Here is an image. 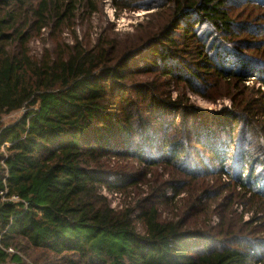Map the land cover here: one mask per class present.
I'll list each match as a JSON object with an SVG mask.
<instances>
[{
    "label": "trees",
    "instance_id": "16d2710c",
    "mask_svg": "<svg viewBox=\"0 0 264 264\" xmlns=\"http://www.w3.org/2000/svg\"><path fill=\"white\" fill-rule=\"evenodd\" d=\"M112 1L117 16L144 5L163 13L133 35L107 29L95 42L70 44L65 29L92 17L101 0H0V264H264V236L241 237L254 222L264 233V169L255 177L252 143L235 139V125L228 142H213L196 110L156 97L154 81L129 85L138 75L162 74L168 86L204 97L222 89L234 100H260L261 89L248 83L253 77L264 86V27L250 15L239 22L236 11L241 1L264 7V0ZM45 30L55 35L54 48L34 57L30 44ZM242 100L235 116L264 136L255 103ZM162 109L182 112L183 131ZM113 160L129 166L111 167ZM137 164L177 176L153 185L152 171H136ZM113 175L121 179L110 182ZM207 176L226 177L241 192L226 194L222 185L215 194ZM139 186L149 191L134 207L115 209L103 193L129 197ZM215 209L222 212L218 238L198 225L200 214L210 222Z\"/></svg>",
    "mask_w": 264,
    "mask_h": 264
},
{
    "label": "rangeland",
    "instance_id": "374dc122",
    "mask_svg": "<svg viewBox=\"0 0 264 264\" xmlns=\"http://www.w3.org/2000/svg\"><path fill=\"white\" fill-rule=\"evenodd\" d=\"M101 1L103 5L101 7L99 6L98 10L93 13L92 17H90L89 19H85L86 17L84 15H81L79 17L76 27H70L65 29L62 38L65 40L66 43L73 44L75 43L76 38L83 42L88 41V39H91L93 42H95L97 38L100 36V34L107 29H109L108 31L120 33L122 35H129V34L133 35L136 31V28L139 25L141 24L146 25V22L151 20L150 16L159 11V8L150 10L149 5H144L143 9L137 12H124L121 13L120 16H117V13L119 11H116L112 0H101ZM243 2L245 1H241L240 2L241 6H239L240 8H238L237 11L235 10L236 13H241L240 17L237 16L238 21L244 23V21H246L245 17L250 15L257 20V22H254L255 24L264 27V7L258 6L253 2H251V4H243ZM158 13H163L162 9ZM155 18L156 17H153V21L156 20ZM159 18H161L159 22H162L163 17L159 16ZM262 30L264 29H261V31ZM112 32H110L111 35H113ZM257 32L260 33V30L258 29ZM260 36H264V34ZM54 37L55 35L50 30L43 31L42 34L38 36L36 39H34L30 44L31 54L34 57H41L46 53V51L53 50ZM262 40L264 41V37L262 38ZM231 59L229 60L226 59V61L235 65L236 62L233 59L232 60ZM143 65L144 64L142 61L139 62L136 69H142ZM153 81L155 82L158 88V91L155 92L156 97H159L161 100H163V96L169 97V95H171L173 99H180L181 103H185L186 106L192 107L193 109L196 110L192 113V115H195V113H198L199 115L198 119L196 120V123L200 125L203 129L204 126L208 127V129L214 133L213 142H215L218 139L224 142L225 141L228 142L229 141L228 131H230V127L232 129L233 125H235L237 129L235 132V139H238V136H240L239 137L240 140L241 137L245 136L253 145L251 147V152L256 159V167H257V172L255 174V177L258 175V171L264 169V136H260L256 134L255 130L254 131L251 130V126L247 125V123L244 120H240V119L238 120L237 116H235V113L237 112L235 106H237L239 109H242L243 108L242 104L244 103L242 97H244L247 99V101L249 100L250 105H253L255 103V109L257 110L255 113L259 112V115H261L259 116L260 119L259 122L260 124H262L264 121V112L261 107V105H264L263 95L262 96L260 94L255 95L256 99H259V97H261L260 100H255V101H253V99L251 98L252 96L248 98L247 95L238 97L237 99L234 100L231 97L227 96V94L229 93L228 90L222 91V89H219L218 91L209 93L208 96L204 97L198 94H194L193 92H191L190 88L186 87L184 84L180 85V88H176L175 86H168L166 84L168 79L164 78L162 74H157V76L138 75V77H136L133 82H130L129 85H132L133 83L136 82H153ZM248 84L256 87V91L261 89L262 93L264 94V86H262L263 84L261 83L260 80L251 77L250 82ZM133 87L134 86H132V88ZM126 95H132L134 98L137 96L134 92L130 90L126 92ZM165 110L166 109L161 110L162 118H163V113L166 119H171L174 115H176V118L174 120L176 123L175 129L178 130L179 132L183 131L182 130L183 128L180 125L183 119L182 112L176 113L168 109L169 113H167L165 112ZM23 113H24L23 111H20L6 116L5 117L6 123L10 124L19 120L22 117ZM219 125H224V127L220 128L221 130H219L218 129ZM218 142L219 141H216V143ZM191 147L192 149L200 150L204 156L208 155L206 148H202L201 145L199 146V144L197 143L191 144ZM195 152L196 151L194 150L191 151V153L196 155ZM196 157L197 159H199L197 155ZM209 162L210 164L212 163L211 165H213V167L215 166L212 160L211 161L209 160ZM117 164L122 165L124 167L129 166L127 161L118 162V160H113L110 166L114 167ZM203 168H204L203 173L207 172L205 170V167ZM147 169H148L147 166L137 164L134 170L136 171L140 170L141 172H145L147 171ZM148 170L152 171L150 174V179L151 181L153 180V185H157L160 181L163 182L166 180H170L174 176H177L176 175L177 172L171 170V168L170 169L164 168L163 166ZM167 171H170L171 174ZM233 174L234 172L232 170L230 175ZM248 174L249 173L246 172L245 176H247ZM220 178L221 177L219 176H213V177L207 176L205 179L206 181L211 183L210 186L213 187V192L215 194L217 193L216 190L219 187L221 188L222 185L228 186V191L226 194H230L231 191H232L231 194L234 193L239 194V192H241V190L235 186L234 182L229 183L230 180L226 177H224L223 180L222 178L221 179ZM119 179H121V177L118 178V176L113 175L111 176L109 181L114 182V181H118ZM148 191L149 190L147 187L139 186L138 188L132 189L130 191L131 196L129 197H127L128 193H123V192L120 193L119 191L114 193L104 190L103 193H105V195L109 198L112 206L115 209H121V208L123 209L130 206L133 207L137 206L138 203L142 201L144 197L147 196ZM144 192H146L145 195L143 194ZM169 192H170L168 194L169 198H173V190H170ZM244 195L245 194L242 193L241 197H243ZM241 197L238 198L240 199ZM239 199H238L239 203L235 204L234 209H237V211L241 213L246 208H244V205L242 204V202L245 201L243 200L240 201ZM203 202L205 203L206 200H204ZM257 204L258 202H255L253 206L257 207L258 206ZM170 207L171 208L173 207L172 210L174 211L175 214L179 212L175 208L176 205L170 204ZM177 207H181V204L178 203ZM163 212L165 213L166 211H162V214ZM213 213L214 216L213 218L210 219V222L207 221V218L204 216V214H200L198 216V225L200 227H203V225L206 224L207 227H210V229L212 228V230L209 233L212 234L213 237L215 236L216 238H218L217 236V231H218L217 227L219 224L218 215H220L222 212L220 211V209L219 210L215 209ZM224 214L226 215L228 220L232 219L231 210L227 211ZM165 215L170 217L172 216L170 213L167 212L165 213ZM252 217L253 214L248 213L244 216L245 219L244 221L249 224L252 222ZM254 235L255 237L258 238L264 236V233L262 232L259 222H254L252 225L248 226L245 232L241 235V237H249V236L253 237Z\"/></svg>",
    "mask_w": 264,
    "mask_h": 264
}]
</instances>
